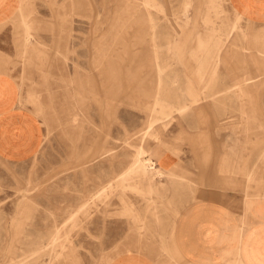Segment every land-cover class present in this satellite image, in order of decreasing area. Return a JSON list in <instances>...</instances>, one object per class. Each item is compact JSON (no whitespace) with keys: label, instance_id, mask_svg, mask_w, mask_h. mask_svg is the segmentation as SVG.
Masks as SVG:
<instances>
[{"label":"rangeland","instance_id":"obj_1","mask_svg":"<svg viewBox=\"0 0 264 264\" xmlns=\"http://www.w3.org/2000/svg\"><path fill=\"white\" fill-rule=\"evenodd\" d=\"M0 59L43 131L0 160V264H182L200 194H264V25L229 0H23Z\"/></svg>","mask_w":264,"mask_h":264},{"label":"crops","instance_id":"obj_2","mask_svg":"<svg viewBox=\"0 0 264 264\" xmlns=\"http://www.w3.org/2000/svg\"><path fill=\"white\" fill-rule=\"evenodd\" d=\"M246 19L264 25V0H229ZM23 0H0V38L19 14ZM0 59V160L23 163L40 149L43 131L33 113L20 105V88ZM148 150L165 174L176 172L170 150ZM174 249L182 264H264V194L248 202L241 194L207 191L176 220ZM74 264V263H64ZM109 264H157L146 254L128 252Z\"/></svg>","mask_w":264,"mask_h":264},{"label":"bare ground","instance_id":"obj_3","mask_svg":"<svg viewBox=\"0 0 264 264\" xmlns=\"http://www.w3.org/2000/svg\"><path fill=\"white\" fill-rule=\"evenodd\" d=\"M147 148H145L144 146H139L137 152L135 153L136 156V166L138 168V170H143L144 172L147 170L146 167V162L144 159V153L146 152ZM153 168V167H151Z\"/></svg>","mask_w":264,"mask_h":264}]
</instances>
